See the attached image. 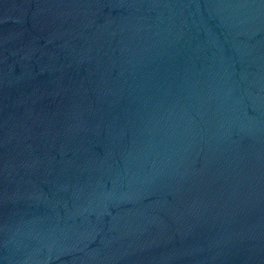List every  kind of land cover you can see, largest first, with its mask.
Returning a JSON list of instances; mask_svg holds the SVG:
<instances>
[{"label":"water","instance_id":"obj_1","mask_svg":"<svg viewBox=\"0 0 264 264\" xmlns=\"http://www.w3.org/2000/svg\"><path fill=\"white\" fill-rule=\"evenodd\" d=\"M0 264H264V0H0Z\"/></svg>","mask_w":264,"mask_h":264}]
</instances>
